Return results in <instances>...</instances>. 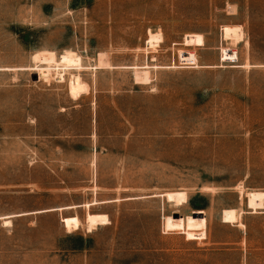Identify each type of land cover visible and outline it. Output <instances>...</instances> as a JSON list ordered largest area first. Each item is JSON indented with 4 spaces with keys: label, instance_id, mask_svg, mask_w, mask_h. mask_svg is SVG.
<instances>
[{
    "label": "rangeland",
    "instance_id": "374dc122",
    "mask_svg": "<svg viewBox=\"0 0 264 264\" xmlns=\"http://www.w3.org/2000/svg\"><path fill=\"white\" fill-rule=\"evenodd\" d=\"M250 192L264 193V0H0V264H264ZM93 214L109 224L88 232Z\"/></svg>",
    "mask_w": 264,
    "mask_h": 264
},
{
    "label": "bare ground",
    "instance_id": "6f19581e",
    "mask_svg": "<svg viewBox=\"0 0 264 264\" xmlns=\"http://www.w3.org/2000/svg\"><path fill=\"white\" fill-rule=\"evenodd\" d=\"M160 34H149V45L155 47L161 40ZM40 63H54L52 55L43 54L39 56ZM75 63V58L72 55L65 54L60 57L57 63L54 66H41L37 67V74L39 78L46 79L49 77L52 70H67L68 64ZM147 67V66H146ZM144 68V67H143ZM95 70V69H94ZM72 78V77H71ZM68 91L72 98L78 97L79 94L85 92V86L82 84L80 77L75 76L69 81ZM168 202H175L179 205L187 202V196L184 192H174L167 193L164 195ZM96 203H92V206ZM90 205H86L88 208ZM247 207L252 213H257L264 209V193L263 192H250L247 194ZM48 212V211H47ZM240 214L236 210H225L222 212L221 221L226 224L234 225L238 223ZM5 224L9 225L11 222L7 218H4ZM62 223L67 229H76L79 228V221L76 217L74 218H64ZM109 224V220L106 215H88L87 220L85 221L86 229L88 232L96 230L98 227L106 226ZM239 224V223H238ZM81 225V224H80ZM241 226V225H240Z\"/></svg>",
    "mask_w": 264,
    "mask_h": 264
},
{
    "label": "crops",
    "instance_id": "0c3cea01",
    "mask_svg": "<svg viewBox=\"0 0 264 264\" xmlns=\"http://www.w3.org/2000/svg\"><path fill=\"white\" fill-rule=\"evenodd\" d=\"M90 206H92V204H89ZM86 205H84V207H85ZM77 207H79V206H68V207H65V208H59L58 209V211H65V210H73V209H75V208H77ZM55 209H51V210H48V211H50V212H52V211H54ZM71 218V217H70ZM62 219H64V218H62ZM62 219H61V223H62ZM63 224V223H62Z\"/></svg>",
    "mask_w": 264,
    "mask_h": 264
}]
</instances>
